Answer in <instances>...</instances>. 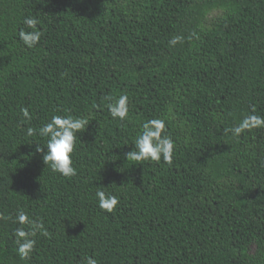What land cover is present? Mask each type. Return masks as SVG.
<instances>
[{"label": "trees", "instance_id": "1", "mask_svg": "<svg viewBox=\"0 0 264 264\" xmlns=\"http://www.w3.org/2000/svg\"><path fill=\"white\" fill-rule=\"evenodd\" d=\"M54 115L87 121L72 177L36 150ZM250 116L264 118V0H0V264H264V124L232 132ZM149 119L171 163L127 161ZM20 211L44 226L24 258Z\"/></svg>", "mask_w": 264, "mask_h": 264}, {"label": "clouds", "instance_id": "2", "mask_svg": "<svg viewBox=\"0 0 264 264\" xmlns=\"http://www.w3.org/2000/svg\"><path fill=\"white\" fill-rule=\"evenodd\" d=\"M25 25L30 32L21 30L20 40L27 47H34L40 40V32L37 30L38 21L35 18H26ZM176 41H172L175 43ZM24 117L31 119L27 108L22 109ZM109 112L113 119L124 121L128 116V96L121 95L110 104ZM87 121L83 118H71L68 116L54 115L39 130L40 137L47 138L46 146L36 144V150L42 153V159L46 167L52 172L58 173L63 177L76 175V168L73 166L72 154L75 149L76 137L85 128ZM264 124V118L257 116L246 117L240 124L233 127L234 135L239 136L250 126ZM165 122L160 119L146 120L141 127L134 142V149L126 153L127 161H159L163 157L164 162L171 163L174 153V141L164 134ZM29 136L37 134L36 130L29 127ZM45 148L47 151H45ZM96 197L98 207L107 212H112L118 200L115 196L108 195L104 191H97ZM16 222L21 225L15 231L17 237L18 254L24 258L34 248L35 241L31 239L38 230L43 229V223L30 220L28 215L20 211L16 216ZM28 224L29 230H25L23 225ZM46 234V232L44 233ZM86 264H98L92 257H87Z\"/></svg>", "mask_w": 264, "mask_h": 264}, {"label": "rangeland", "instance_id": "3", "mask_svg": "<svg viewBox=\"0 0 264 264\" xmlns=\"http://www.w3.org/2000/svg\"><path fill=\"white\" fill-rule=\"evenodd\" d=\"M253 249H255V245H253Z\"/></svg>", "mask_w": 264, "mask_h": 264}]
</instances>
